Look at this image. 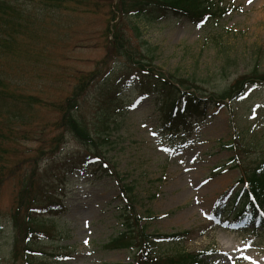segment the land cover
Returning a JSON list of instances; mask_svg holds the SVG:
<instances>
[{"label": "rangeland", "instance_id": "obj_1", "mask_svg": "<svg viewBox=\"0 0 264 264\" xmlns=\"http://www.w3.org/2000/svg\"><path fill=\"white\" fill-rule=\"evenodd\" d=\"M213 8L223 14L200 27L171 14L154 23L135 20L140 38L131 39V44L144 52L149 49L146 63L165 76L193 81L203 93L222 91L251 69L264 71V0H213ZM22 11L20 30L30 33L31 40L28 47L22 45L17 59L9 61V79L23 92L56 101L72 91L78 78H89L80 106L90 119L87 101L106 81L127 75L126 62L107 46L111 37L106 39V32L112 26L107 15L54 12L26 1ZM139 85L136 80L123 89L126 109L116 117L110 144L101 152L121 185L134 187L135 213L144 219L147 233L188 231L183 238L159 241L157 252L201 253L204 264H264V230L258 225L264 212L254 224L261 235L217 226L221 212L214 219L218 207L236 206L231 199L236 190L247 189L238 182L239 170L228 164L233 153L221 144L238 133L241 143L255 146L249 155L263 153L264 86L247 87L227 109L209 108L184 144L168 141L162 132L160 93L144 95ZM13 113L3 108L1 114ZM14 118L13 127L31 126L33 132L21 140L22 157L38 154L36 173L65 208L58 216L37 218L57 231L48 240L32 243L39 253L37 261L131 264L133 250L103 248L122 231L123 204L112 174L101 175V163L68 170L74 167L71 160L88 150L70 133L53 128L57 115L50 109H21ZM52 139L59 143L48 148ZM11 200V187L5 184L0 190V264L22 263L12 256ZM242 221L248 223L246 218Z\"/></svg>", "mask_w": 264, "mask_h": 264}, {"label": "trees", "instance_id": "obj_2", "mask_svg": "<svg viewBox=\"0 0 264 264\" xmlns=\"http://www.w3.org/2000/svg\"><path fill=\"white\" fill-rule=\"evenodd\" d=\"M25 1L30 5H45V8L54 12L104 13L109 23H112L111 29L108 26L106 32V39L111 37L107 46L115 57H120L126 62L124 69L127 75L106 81L97 90V96L87 101L90 119L82 113L80 106L89 78H78L72 91L56 101L23 92L17 82L9 79L7 71L9 61L17 59L24 50L22 45L28 47L31 40L30 33L20 30V19L24 13L22 6ZM212 3L211 0H116L115 4L113 0H0V190L5 184L11 187L9 217L14 233L12 248L14 259L21 260V264H40L36 257L38 253H35L32 243L50 239L57 231L52 224L41 223L37 218L57 216L65 210L62 200L47 190L42 178L36 173L38 154L30 155L26 159L22 157L24 153L20 149L21 140L33 134L31 126L15 128L10 122L15 119L14 117L17 118L21 109L42 107L50 109L57 115L53 123L55 130L61 129L70 133L88 150L71 160L74 167L68 169L70 172L80 167H98L101 163L102 167H98L97 170L103 175L112 174L111 176L115 178L123 204L122 231L103 245V248L133 250L132 264L202 263L198 256L189 255L184 251L164 255L157 252L160 240L171 238L177 240L178 237L183 238L187 235L188 231L170 235L147 233L146 224H141L144 219L137 217L135 213L134 204L137 203V198L134 187L128 184L121 185L118 176L116 178L106 166V159L101 151L110 144L109 133L115 127L116 117L123 113L127 104L121 93L133 79L141 83L146 93L157 90L162 95L163 100L159 108L162 116L160 126L163 133L172 140H182L181 130L187 131L194 122H198V117L203 120L207 115L208 106L227 107L247 87L264 86V71L254 68L233 79L222 91L203 93L197 89L193 81L165 76L152 66L151 62L146 63V59L151 58L149 49L144 52L132 45L131 39L140 38V28L135 20L143 19L148 23H154L171 14L192 25L201 26L223 13L216 12L212 8ZM179 100L186 101L181 111L177 110ZM3 108L11 109L15 113L9 117L3 115L1 114ZM238 138L240 139L237 133L231 143L222 147L235 153L232 161L238 163L237 168L239 167L242 172L239 181L246 182L256 202L263 204L264 153H261L262 156L252 158L249 154L253 152L255 146L241 143ZM52 140L54 144L48 148L59 143ZM250 208L252 205L243 197L234 216L248 212Z\"/></svg>", "mask_w": 264, "mask_h": 264}]
</instances>
